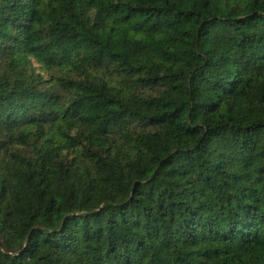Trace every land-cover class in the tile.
I'll use <instances>...</instances> for the list:
<instances>
[{
  "label": "trees",
  "instance_id": "obj_1",
  "mask_svg": "<svg viewBox=\"0 0 264 264\" xmlns=\"http://www.w3.org/2000/svg\"><path fill=\"white\" fill-rule=\"evenodd\" d=\"M0 264H264V0H0Z\"/></svg>",
  "mask_w": 264,
  "mask_h": 264
}]
</instances>
